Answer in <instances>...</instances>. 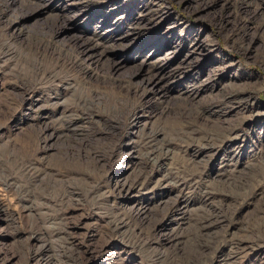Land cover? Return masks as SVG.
Here are the masks:
<instances>
[{
	"label": "rangeland",
	"instance_id": "1",
	"mask_svg": "<svg viewBox=\"0 0 264 264\" xmlns=\"http://www.w3.org/2000/svg\"><path fill=\"white\" fill-rule=\"evenodd\" d=\"M0 264H264V0H0Z\"/></svg>",
	"mask_w": 264,
	"mask_h": 264
},
{
	"label": "bare ground",
	"instance_id": "2",
	"mask_svg": "<svg viewBox=\"0 0 264 264\" xmlns=\"http://www.w3.org/2000/svg\"><path fill=\"white\" fill-rule=\"evenodd\" d=\"M152 147V146H151ZM153 148H154V146H153ZM158 153H160L159 151L157 152V150L155 151L154 150V152L152 153V155L151 156H157L158 155ZM149 156V155H148ZM150 157V156H149ZM147 158V157H146ZM148 159V158H147ZM151 160V159H150ZM219 215V214H218ZM212 216H214V215H212ZM211 222V221H210ZM211 225V224H210ZM207 228V227H206ZM200 230V229H199Z\"/></svg>",
	"mask_w": 264,
	"mask_h": 264
}]
</instances>
